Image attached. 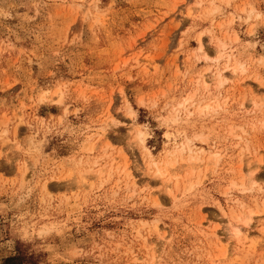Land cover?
<instances>
[{
  "label": "rangeland",
  "instance_id": "obj_1",
  "mask_svg": "<svg viewBox=\"0 0 264 264\" xmlns=\"http://www.w3.org/2000/svg\"><path fill=\"white\" fill-rule=\"evenodd\" d=\"M263 202L264 0H0V264H264Z\"/></svg>",
  "mask_w": 264,
  "mask_h": 264
},
{
  "label": "bare ground",
  "instance_id": "obj_2",
  "mask_svg": "<svg viewBox=\"0 0 264 264\" xmlns=\"http://www.w3.org/2000/svg\"><path fill=\"white\" fill-rule=\"evenodd\" d=\"M201 48H202V46L200 45L199 46V50H201ZM225 50V49H224ZM221 51H223V49L221 50ZM220 57V56H219ZM228 68V67H227ZM230 70V69H229ZM235 71V69L233 70V72ZM225 73H226V71H224ZM227 78H225V76H223V74L222 73H219L218 74V79L217 80H219L218 82L219 83H223L225 80H226ZM208 108V106L206 105L205 107H204V109H207ZM203 110H201L200 109V113L202 112ZM142 142H143V140H141ZM187 143V142H186ZM185 143V144H186ZM185 144H182L181 145V147H180V150L179 151H177L178 153H179V155H180V153H182V152H184V151H188V153H193L192 152V148L189 146V145H185ZM188 147V148H187ZM174 153V152H173ZM201 153V152H200ZM195 154V157L194 156H191L190 157V159H188L189 160V162H191V163H196V162H199V161H201V158H200V156H199V154L198 153H194ZM176 155V154H175ZM214 155V154H213ZM216 155H214V157L213 156H210V158H209V160L210 161H212V160H214V159H216ZM152 165L155 167V169H156V176H157V178L159 179V180H163L164 178H165V176H167L166 175V173L168 172V167L170 168L171 167V165L170 164H167V165H165V166H160L159 167V165L157 164V163H152ZM112 167V166H111ZM241 166H239V168H240ZM240 170H241V168H240ZM102 171V170H101ZM248 171H250L249 169H248ZM247 171V172H248ZM99 172V171H98ZM241 173V172H240ZM246 173V172H245ZM242 174V173H241ZM249 174V173H248ZM250 174H252V173H250ZM169 176V175H168ZM167 180V179H166ZM166 180L164 181V184H165V182H166ZM169 185V184H168ZM244 190V189H243ZM263 205H264V202H263ZM262 205V206H263ZM264 211V208L262 209V211H259V213H261V212H263ZM249 212V211H248ZM258 215V211H256V212H253V211H250L247 215H246V217H245V221H244V223H245V225L247 224L248 225V223L249 222H251V220H252V218H253V216H255V215ZM241 215V214H240ZM245 215V214H244ZM243 216V215H242ZM242 216H241V218H242ZM232 217V216H231ZM235 217V216H234ZM238 217H239V215H238ZM236 218V222H237V219L239 220V218ZM241 220V219H240ZM253 221V220H252ZM240 223V222H239ZM244 223H241V224H243L244 225ZM237 224V223H236ZM229 225H231L230 223H229ZM236 226V225H235ZM264 229V228H263ZM232 232H233V235H234V238L236 237V239L238 238V237H240L241 236V238L239 239L238 238V242L239 243H241L240 241H242L243 242V244H245L247 241H248V236H247V234H244V232H243V234H241L242 232H240V230L238 229V227L236 228V227H233L232 226ZM257 238V237H256ZM216 240V239H215ZM250 241H252L251 239H249ZM217 241L218 242H220V239L219 238H217ZM251 245H252V243H251ZM254 245V244H253ZM244 246V245H243ZM249 246V245H248ZM223 253V252H222ZM224 254V253H223Z\"/></svg>",
  "mask_w": 264,
  "mask_h": 264
}]
</instances>
